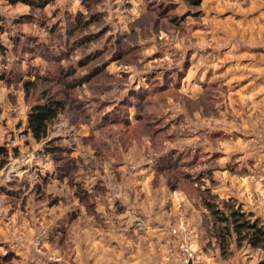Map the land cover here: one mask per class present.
Listing matches in <instances>:
<instances>
[{
  "label": "rangeland",
  "instance_id": "374dc122",
  "mask_svg": "<svg viewBox=\"0 0 264 264\" xmlns=\"http://www.w3.org/2000/svg\"><path fill=\"white\" fill-rule=\"evenodd\" d=\"M150 1L155 6L159 2L170 6L160 15L158 8H146L142 0H113L117 8L101 2L89 10L99 11L103 22L94 21L84 29L72 32L68 30L72 26L69 16L77 10L86 12L82 0H53L43 9L32 8L21 1L0 0V91H3L0 96L7 100L10 108L4 111L11 116L9 121L3 119L0 125L8 124L12 129L9 131L8 125L0 128V145L11 148L7 163L0 169V180L8 177V181L0 187L16 183L18 176L11 172L15 165L21 163L20 168L26 173L33 165L32 170L39 176L41 173L44 180L37 185L34 183L38 179L33 182L31 188L37 186V193L31 197L47 209L43 211L45 219H56L54 231L33 229L31 237L28 236L32 255L37 257L31 256V261L20 262L16 254L7 249L17 257H12V262L63 264L69 261L77 264L69 256V249L72 246V224L78 220L80 208L86 217L91 214L99 218L95 208L102 207L109 215L110 207L124 210L128 205L132 219L143 213L156 216L160 209L161 222L170 223L167 232L176 245L173 255L177 263L186 264L190 260L192 264H200L204 252H216L222 259L264 264V250L260 248H238L231 240L227 250H219L210 236L211 217L207 216L201 199L207 188L220 200L240 203L246 212L258 217L264 225V215L247 207L254 203L249 200L252 180L243 177L242 182L248 184H242L244 187L239 191L237 186L229 184V180L235 181L231 159L225 162L226 171L222 170V153L217 149L232 148L234 134L218 137L220 134L215 130L225 119L231 123L232 117L220 116L219 110L228 107L224 103L231 101V94L235 92L230 89L227 94L226 88L220 87L222 77H227L234 67L232 64L228 68L219 66L221 55L216 51L231 43V39L222 40L226 35H250L247 29L244 32L249 17L239 13V0H200L197 6L185 0ZM125 2L129 6L124 5ZM97 32V38L87 43L83 35L93 37ZM74 35L83 36L80 45L73 44ZM118 42L127 54L122 55ZM115 46L119 59L112 60L110 50ZM87 54L92 55L86 57ZM83 58L92 60L78 67L79 59ZM205 62L215 64L213 72L211 68L204 71ZM95 66L100 69L91 80L77 84L76 79L83 78ZM64 70H73L74 76L65 79ZM164 73L170 79L166 83L172 89L153 93L151 97L155 103L147 108L156 107L163 120L152 123L136 121V99L127 91L148 93L151 91L150 80L162 85L161 75ZM66 81L69 84L74 82L73 89L72 86L68 89ZM122 96L129 101L127 113L131 124L128 131L124 123L113 122L100 127L102 115L112 107L110 102H117ZM178 97L182 100L176 99ZM50 98L65 101L66 111L49 123L46 139L36 141L26 130V121L23 123L22 117L25 113L27 118L31 102ZM99 98L109 104L98 105ZM2 108L0 105V113ZM153 123H157L158 130L164 128L162 124L168 123L173 138L165 139V132L153 136ZM137 125L144 130L138 135L130 132V127ZM262 125L252 129V133L253 143L264 149ZM158 137L162 142L152 145L153 139ZM222 138H225L224 147ZM88 140L94 142L91 144ZM46 145L52 149L49 153L45 151ZM165 148L173 150L174 160L171 168L159 169L157 159ZM114 178H117V184ZM228 188L234 189L241 199L231 193L225 196L219 192H227ZM3 194H0V218L2 223H7L8 211L18 208L23 196L13 203L9 195ZM21 216L23 219L24 215ZM16 218L19 220L18 214ZM81 218L83 221V216ZM99 220L96 221L104 228L105 219ZM87 224L86 220L82 222V225ZM7 226L2 224L4 228ZM171 228H177L178 232L172 233ZM25 233L24 230L17 231L18 241ZM130 235L135 242L137 232L130 231ZM45 239L50 245L60 247L56 250L58 253H46ZM144 245L147 248L149 244L144 241ZM184 247L192 254L187 261L182 260L187 258L182 251ZM7 250L2 243L0 254Z\"/></svg>",
  "mask_w": 264,
  "mask_h": 264
},
{
  "label": "crops",
  "instance_id": "0c3cea01",
  "mask_svg": "<svg viewBox=\"0 0 264 264\" xmlns=\"http://www.w3.org/2000/svg\"><path fill=\"white\" fill-rule=\"evenodd\" d=\"M247 3H244V0H239L237 6L240 9L239 13L246 14L249 17L248 27L244 29V32L247 29V32H253L254 35H251V33L250 35H226L222 40L231 39V43L223 50L216 51L218 55H221L218 60L219 66L228 68L232 64V67H234L232 71L227 73V77H222L224 80H220V87L226 88L227 94L230 93V89H234L235 92L231 94L233 95L231 101H225L224 103L228 107L224 111L219 110L220 116L232 117L231 123L228 119H225L218 123L215 130L220 134L218 137H226V135L229 137L228 135L231 132L232 135L234 134L232 148L222 149L218 147L217 149L222 153L221 166L223 171H226L225 162L230 159L232 161L235 181L229 180V184L234 187L237 186L238 190L241 191L245 184H248L247 181L252 180L253 186H250L249 189V200H253L254 203L247 205V207L254 213L264 215V149L258 148L253 143L254 133H252V129L259 128L258 126L262 127V124H264V0H247ZM244 8H248V10ZM225 55L230 56L226 57ZM214 66L215 64L213 65L211 62H205L204 71H207L208 68L212 69ZM0 92L3 93L2 89ZM0 105L3 107L0 113L1 124V121L5 118L7 121L11 119L8 112L4 111L10 106L3 95L0 96ZM22 120L25 123V113ZM7 125L4 123L2 127L0 125V128H5ZM9 126L7 127L10 131L12 129ZM224 139L222 138L223 147L226 145ZM10 150L11 148H8L9 153ZM30 159L31 157L28 158V160ZM20 166L21 163H18L11 170V172L14 171V175L18 176L16 183L4 184L7 186L6 188L14 191L10 196L11 202H15L22 196L23 199L18 208L8 211L7 223H2L0 218V247L3 243V248L6 250L11 249L20 259V262H27L31 261V256H33L30 239L33 232L31 231L41 228L45 232H48V230L54 231L56 219H45L43 211L47 209L43 207L42 203H38L31 197L34 193L31 191V186L38 179L37 173L32 170L33 165H29L31 168H27V173ZM239 173L246 174L242 176ZM245 176L249 179L242 182V178ZM116 179L114 178V181L117 184ZM7 181L8 177L3 178V181L1 178L0 186ZM254 185H256L255 189ZM218 187L220 190L219 184ZM228 189L227 192L225 190L219 192L225 196L231 193L237 199H241L235 194L237 192L234 189ZM0 194L4 195L1 188ZM257 200L258 202H256ZM110 208V211L108 210L109 215H106V211L102 207L95 208L99 218H95L91 214L86 217L84 210L80 208L81 214L78 220L72 224V246L69 249V256L72 257L73 262L75 261L77 264H180L177 263L173 255L176 251V245L167 232L170 223L169 221L161 222L160 209L155 213L156 216L143 213V215L134 216L135 219L134 217L132 219L130 216L131 209L128 205L124 210ZM16 214H18L19 220H17ZM21 214L24 215L23 219ZM81 216H83V221L88 222L87 225H82ZM108 216H110V220L106 219ZM102 217L105 219L106 226L104 228L97 222L101 221L99 219H103ZM2 224H8V226L4 228ZM21 230L26 231V233L18 241L16 234L17 231L21 232ZM130 231L137 232L135 242L132 240L133 235H130ZM144 241L149 244L147 248H145ZM44 246L47 254L58 253L56 250L60 249L58 246L50 245L46 239L44 240ZM33 257L37 256L34 255ZM41 258L46 260L45 257ZM39 262L41 261H37V263ZM244 263L242 259H222L216 252H204V257L200 262V264Z\"/></svg>",
  "mask_w": 264,
  "mask_h": 264
},
{
  "label": "trees",
  "instance_id": "16d2710c",
  "mask_svg": "<svg viewBox=\"0 0 264 264\" xmlns=\"http://www.w3.org/2000/svg\"><path fill=\"white\" fill-rule=\"evenodd\" d=\"M24 2L26 4H29L30 7L36 8V9H43L47 4L53 2V0H9V2ZM145 2L146 8L148 7H155L159 9L160 15L163 14L165 11H167L168 7L170 6L168 3L165 2H159L156 6L153 5L152 1L150 0H142ZM189 2L190 4L197 6L200 2V0H185ZM105 3L106 5H110L112 8H117V4L113 3V0H82V3L84 4L86 8V14L81 11L77 10L74 13H70L71 15L69 16V21L72 26L68 27V30H71L72 32L74 30H78L81 28H85L89 26L92 22L98 21V22H103V17L102 14L99 11H94V10H89L91 7L94 8L98 3ZM124 2V0H122ZM124 5L129 6L128 2H125ZM172 6V3H171ZM161 10V12H160ZM103 29H101L102 32ZM99 31V30H98ZM100 32V31H99ZM92 35H83L87 38V43L95 40L97 38V33H93ZM81 35L73 36L72 42L74 45H80L79 40ZM66 37V35H64ZM117 37L114 38V40ZM86 41V39H85ZM84 41V42H85ZM79 43V44H78ZM86 43V44H87ZM118 49L121 50L122 55L127 54V51L124 50V47L121 46V43L118 42ZM117 47L115 46L110 50L111 52V59H119V54ZM92 55V54H91ZM89 55V56H91ZM86 57L88 56L85 55ZM88 56V57H89ZM55 58L58 61V56L55 54ZM92 60L90 58H83L79 59L77 66H84L89 61ZM100 69V66H95L93 67L92 70H88V73L83 75V78H78L76 79L77 84H81L82 82H87L91 80V76L93 74H96V72ZM90 71V72H89ZM63 73H66V77L69 76H74L73 70H64ZM91 73V74H90ZM163 84L161 83H155L150 80V87L151 91L148 93H143L139 90L135 91H127L130 92V94L136 99L134 106H135V119L136 121H142V120H147V122L152 123L154 120H163L160 118V113L158 109L155 107L154 109L148 110V106H153V103H155L151 95L154 94H159L163 91H166L168 89H172L166 81L170 80L168 79V76L164 73L163 75ZM73 81V77H71ZM69 80V79H67ZM71 81V82H72ZM75 81V80H74ZM67 87L69 89V86L75 85L74 82L72 84H69L67 81ZM65 84V83H64ZM122 85V84H121ZM120 86V85H119ZM123 88V86H121ZM177 88V87H176ZM66 89V88H65ZM174 89V88H173ZM175 92V90H174ZM126 94V93H125ZM176 95V94H175ZM162 97V96H159ZM98 98V97H96ZM181 97H178L176 99H180ZM99 104H109L106 102V100H102L99 98ZM182 100V98H181ZM129 101L127 100L126 96H122L120 99H117L116 101H111L110 103L112 104L111 109H107V113L102 115V124L100 127L108 125V123H124L126 126V131H128V127L130 126V120L128 119V113H127V107L129 105ZM115 103V104H114ZM65 101H60L56 100L53 98H50L49 100L46 101H33L29 104L28 109H27V118H26V130L30 132L32 137L36 141H42L46 139L47 137V130H48V125L50 122H52L57 116L60 115V113H64L66 111L65 109ZM65 114V113H64ZM155 122V121H154ZM155 126L153 127L154 130L152 132V135L155 136L158 133L165 132V139H172L173 135L172 133H169L168 130V123L162 124L164 127L163 129H157L156 127L157 123H153ZM143 127L137 125V126H132L130 127V132H134L137 135L141 132H143ZM151 135V136H152ZM152 136V137H153ZM89 141V140H88ZM94 142V141H89ZM162 140H160V137L158 139H153L152 145L154 144H159L161 143ZM92 144V143H91ZM100 145H105L104 143H98ZM46 149V153H49L52 149L50 146L46 145L44 146ZM48 148V149H47ZM99 148H102L99 147ZM108 148V147H107ZM164 148V147H163ZM13 150L15 147L12 148ZM51 149V150H50ZM159 155L157 161L159 162L157 167L159 169L163 168H171L170 164L174 160V155L172 154L173 150H167ZM9 151L8 148L5 145H0V169L4 167V165L7 163L8 158H9ZM119 160V159H118ZM179 161V160H178ZM177 161H175L176 163ZM58 168V165H57ZM40 180H44V176L38 175V180L34 183L35 185L39 184ZM3 193L6 195H9V197L13 194L14 191L6 188V187H0ZM33 188V187H32ZM31 188V189H32ZM34 193H37V186H34V189H32ZM80 191V190H79ZM39 194V192H38ZM37 194V196H38ZM82 195L80 196V198ZM202 199V204L205 208V212H207V216L211 217V229H210V236L214 238L216 244L219 247V250L221 252H224L227 250L229 247V243L231 240H234L236 247H242V246H248L250 248H260L264 250V225L261 223L260 219L256 216H253L252 213L246 212L240 203L233 202L228 199H219L218 195L216 193H211L209 189L204 190V198ZM12 257L17 258L12 251L7 250L4 254H0V264H22V263H14L12 262ZM264 260V256L263 259Z\"/></svg>",
  "mask_w": 264,
  "mask_h": 264
},
{
  "label": "built area",
  "instance_id": "2783aa9c",
  "mask_svg": "<svg viewBox=\"0 0 264 264\" xmlns=\"http://www.w3.org/2000/svg\"><path fill=\"white\" fill-rule=\"evenodd\" d=\"M0 215H2V213H0ZM171 232L172 233H177L178 232V229L177 228H171ZM182 251H183L184 254L187 255V258L184 257V258H182V260H184V261L189 260L190 256L192 255L191 252L187 248H185V247L182 248ZM63 264H72V263L69 262V261H65V262H63Z\"/></svg>",
  "mask_w": 264,
  "mask_h": 264
},
{
  "label": "water",
  "instance_id": "95a60500",
  "mask_svg": "<svg viewBox=\"0 0 264 264\" xmlns=\"http://www.w3.org/2000/svg\"><path fill=\"white\" fill-rule=\"evenodd\" d=\"M186 264H192V262L189 260V261H187V263Z\"/></svg>",
  "mask_w": 264,
  "mask_h": 264
}]
</instances>
